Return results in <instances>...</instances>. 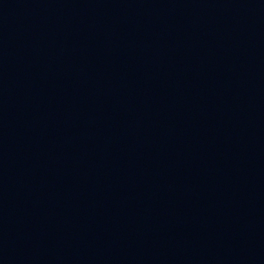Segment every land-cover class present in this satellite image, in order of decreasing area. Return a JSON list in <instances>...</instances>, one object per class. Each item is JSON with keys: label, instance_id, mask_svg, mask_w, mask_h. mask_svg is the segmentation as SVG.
<instances>
[{"label": "water", "instance_id": "obj_1", "mask_svg": "<svg viewBox=\"0 0 264 264\" xmlns=\"http://www.w3.org/2000/svg\"><path fill=\"white\" fill-rule=\"evenodd\" d=\"M0 264H264V0H0Z\"/></svg>", "mask_w": 264, "mask_h": 264}]
</instances>
